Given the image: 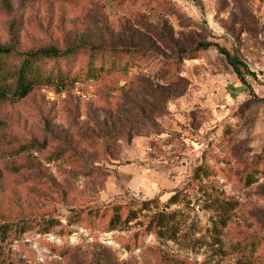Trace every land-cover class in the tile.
Masks as SVG:
<instances>
[{
    "label": "rangeland",
    "instance_id": "obj_1",
    "mask_svg": "<svg viewBox=\"0 0 264 264\" xmlns=\"http://www.w3.org/2000/svg\"><path fill=\"white\" fill-rule=\"evenodd\" d=\"M12 31L129 54L88 79L80 53L69 91L0 104V264H264V0H0ZM199 42L255 78L179 54Z\"/></svg>",
    "mask_w": 264,
    "mask_h": 264
},
{
    "label": "trees",
    "instance_id": "obj_2",
    "mask_svg": "<svg viewBox=\"0 0 264 264\" xmlns=\"http://www.w3.org/2000/svg\"><path fill=\"white\" fill-rule=\"evenodd\" d=\"M11 34L10 42L6 45H0V104H17L31 94L42 90H50L56 94L69 91L77 83L78 77L74 76L70 69L64 71L63 68L73 61V57L80 53L86 54L89 59L85 69L88 79H99L105 70L107 74L127 71V67L122 66L123 57L129 54L127 51L87 48L85 46L65 49H60L57 46H46L23 50L19 46V39L15 32L12 31ZM213 49L225 57L243 85H246L245 75L255 78V75L250 72L236 54L229 53L218 44L199 42L191 49H180L179 54L182 57L193 59L200 52ZM108 54L112 60L107 67L97 66V60ZM133 54H139L141 57L147 56L146 53L136 52ZM178 199V195L173 196L170 199V204H176ZM228 205L233 207L235 203L230 202ZM102 217H104V214ZM118 220V213L114 212L110 226L113 227L118 223ZM169 224L168 216L160 214L156 226L159 232H173V226H169ZM10 228L11 225L0 226V236Z\"/></svg>",
    "mask_w": 264,
    "mask_h": 264
}]
</instances>
